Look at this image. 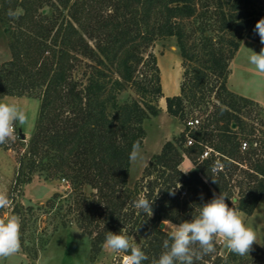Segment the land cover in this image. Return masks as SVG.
<instances>
[{"label":"trees","instance_id":"obj_1","mask_svg":"<svg viewBox=\"0 0 264 264\" xmlns=\"http://www.w3.org/2000/svg\"><path fill=\"white\" fill-rule=\"evenodd\" d=\"M46 5L53 11L39 12ZM16 8L23 15L18 31H12V58L0 64V99H42L29 156L19 161L17 183L30 181L36 172L69 180L77 192L74 218L93 237L94 248H102L108 232L123 229L128 237L138 232L144 237L139 247L149 257L142 264H152L165 251L169 232L159 228L163 220L175 225L190 221L214 193H224L229 207L240 212L255 211L264 194V139L242 116L256 102L233 92L228 78L242 40L258 35L254 29L264 18V0H0V13ZM195 17L200 18L197 39L185 23ZM212 17L214 23L209 22ZM172 36L184 71L180 94L166 97L168 114L187 121L189 107L212 104L214 111L190 132L191 146H186L187 127L163 146L142 181L131 188L133 143L143 145L144 122L149 114H159L157 102L165 97L157 57L146 52L155 40ZM78 55L95 62L85 73L86 81L73 77ZM129 83L139 98L120 102L119 93ZM208 147L220 154L224 171H212L214 155L200 158ZM185 156L197 164L188 174L180 172ZM174 187L179 188L169 195ZM141 194L154 200L151 217L133 207ZM211 257L204 255L195 264Z\"/></svg>","mask_w":264,"mask_h":264},{"label":"rangeland","instance_id":"obj_2","mask_svg":"<svg viewBox=\"0 0 264 264\" xmlns=\"http://www.w3.org/2000/svg\"><path fill=\"white\" fill-rule=\"evenodd\" d=\"M210 10L213 11V8ZM52 11L53 8L49 5L43 6L39 10L44 14H50ZM64 13L66 14L67 11ZM62 18L63 15H58V25ZM199 20L200 18L195 17L185 21L194 39L199 37V33H197ZM209 22L214 23V17L209 19ZM19 24L18 19L10 18L7 13H0V64L12 58L11 46L15 42L12 31L17 32ZM27 24L25 23V26ZM58 25L53 30V34ZM258 36L254 35L252 39L260 43ZM90 43L94 46L96 42L90 40ZM256 45L261 49V45L257 43ZM260 49L255 52L259 53ZM148 53L157 57L165 97L160 98L157 102V106L160 108L159 114L157 116L149 114L144 122L146 136L141 149L145 160L143 163L131 162L129 173L131 188L137 182L142 181L150 161L161 152L163 146L168 141H174L187 130V121L169 115L166 105V97L172 93L170 81L167 80V68L172 67L181 74L179 84H182L183 81L184 68L176 37L155 40L147 49L146 54ZM250 54L245 50H238L230 64L228 87L239 95L250 96L248 98L261 96L262 100L259 101L251 98L256 103L244 108L242 116L255 126L257 136L264 139V73L258 72L255 66L248 63L247 56ZM78 57V66L73 77L79 81H86L85 73L90 69V64H95V62L81 55ZM140 71H143L142 67ZM138 98L139 95L130 83L125 84V88L119 93L120 102ZM212 101L214 104H218L214 96ZM0 102H14L20 105L29 118L26 125L17 124L16 140L0 147V191L6 192L11 200L10 207L1 210L0 216L17 215L21 219V249L14 256L2 259L0 264H122L123 256L128 253H112L104 245L99 250L98 247L94 248L93 237L78 225L74 218L76 215L74 198L77 192L72 189L69 180L48 174L40 175L36 172L30 181L17 183L19 161L21 158L27 159L29 156L30 142L39 121L41 97L13 95L1 98ZM188 111V119L198 116L205 120L207 114L214 111V107L212 104L208 107H189ZM20 134L22 137L18 140ZM246 136L243 135V139ZM193 166L197 167V164L185 156L180 168L187 169ZM27 171L26 168L24 172ZM235 178H242V176ZM239 189L240 187H236V192ZM85 191L90 193L87 189ZM61 207L60 215L58 212ZM242 217L246 226L252 228L257 236V243L253 244L249 255H237V258H234V253H230L223 243H219L218 239L215 252L211 253L210 259H203L201 261L203 264H264V194L255 211L251 215L244 213ZM62 221L67 225L61 226ZM171 227L173 225L169 224V230ZM142 236L136 232L129 237V240L132 244L140 246L144 240ZM255 245L259 246L261 252H256ZM219 258H222V261Z\"/></svg>","mask_w":264,"mask_h":264},{"label":"clouds","instance_id":"obj_3","mask_svg":"<svg viewBox=\"0 0 264 264\" xmlns=\"http://www.w3.org/2000/svg\"><path fill=\"white\" fill-rule=\"evenodd\" d=\"M8 16L19 19L23 15V9H9ZM254 31L259 35L261 45H264V18L260 19ZM251 50V49H250ZM248 63L255 69L264 73V46L259 53L251 50L247 56ZM29 122L26 111L14 102H0V145L13 142L17 138V124L24 126ZM129 160L133 163H143L145 157L142 153L140 142H134L129 154ZM224 165L216 160L212 171L222 170ZM196 167L182 169L180 172L188 174ZM213 183H217L212 178ZM180 185V184H179ZM180 187V186H179ZM169 189V195L174 196L176 189ZM227 196L224 193L213 194V198L199 206L198 215L190 221H183L174 225L169 230V220H163L162 231H169V239L163 242L165 251L152 264H195V261L204 255L215 252L217 240L223 242L230 253L239 256L249 255L252 246L257 243L255 231L246 226L240 211L229 207L226 203ZM154 200H149L141 194L133 201V207L145 213L148 217L153 215L152 205ZM11 200L4 191H0V209H7ZM21 219L17 215L0 216V260L17 254L21 249ZM171 241V242H170ZM104 247L112 253H128L124 256L126 264H142L149 259L139 246L132 244L129 237L123 234L108 232L104 241Z\"/></svg>","mask_w":264,"mask_h":264},{"label":"crops","instance_id":"obj_4","mask_svg":"<svg viewBox=\"0 0 264 264\" xmlns=\"http://www.w3.org/2000/svg\"><path fill=\"white\" fill-rule=\"evenodd\" d=\"M257 44L261 45V42L258 43L257 41H255L254 39L252 38H249V37H245L242 42H241V45H240V51H243L245 50V52H248V53H251V50L253 51H256L258 49H260V46L258 47ZM263 46V45H261ZM251 49V50H250ZM166 74H167V80L170 81V90L172 91V93L169 95V96H173V95H179L180 94V88H181V84H179L180 80H179V77L181 76V74L179 72H177L174 68L172 67H169L167 68L166 70ZM241 94V93H240ZM244 95V94H242ZM246 97H250V96H247V95H244ZM251 98H254V99H257L256 101H259V100H262L261 99V96H255V97H251ZM181 169H185V168H181ZM241 214H244L243 212H240ZM247 215V214H245ZM173 226L175 224L171 223ZM262 245V244H260ZM1 262V260H0Z\"/></svg>","mask_w":264,"mask_h":264},{"label":"built area","instance_id":"obj_5","mask_svg":"<svg viewBox=\"0 0 264 264\" xmlns=\"http://www.w3.org/2000/svg\"><path fill=\"white\" fill-rule=\"evenodd\" d=\"M202 119L199 118L198 116H194L191 117L190 119L187 120V127L189 128V131L187 133V143L186 146H191L194 142L193 137L190 135V132L196 128H198V126L201 124ZM248 147V143L246 141L243 142V146L242 149H246ZM214 153V154H213ZM214 155L217 160L220 161V154L218 152H215L212 148L208 147L206 148V150L203 152V154L201 155V159H205L208 158L210 156ZM221 162V161H220ZM224 167L222 170L219 171H224ZM186 194V191H183V195ZM219 243H223L222 241H219ZM125 256V255H124ZM124 256L122 258V264H126L125 260H124Z\"/></svg>","mask_w":264,"mask_h":264},{"label":"water","instance_id":"obj_6","mask_svg":"<svg viewBox=\"0 0 264 264\" xmlns=\"http://www.w3.org/2000/svg\"><path fill=\"white\" fill-rule=\"evenodd\" d=\"M234 201H237V198H234ZM159 228L162 229V223H160Z\"/></svg>","mask_w":264,"mask_h":264}]
</instances>
